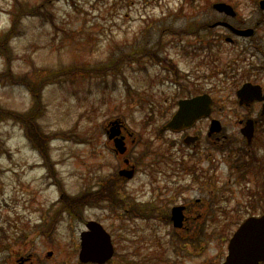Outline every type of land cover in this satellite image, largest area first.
I'll list each match as a JSON object with an SVG mask.
<instances>
[{
  "label": "rangeland",
  "instance_id": "obj_1",
  "mask_svg": "<svg viewBox=\"0 0 264 264\" xmlns=\"http://www.w3.org/2000/svg\"><path fill=\"white\" fill-rule=\"evenodd\" d=\"M22 1L36 6L44 0ZM217 1L232 4L236 0H53L46 5L49 10L52 7L57 27L24 18L21 34L10 43L15 53L12 70L32 80L49 78L39 87L43 114L32 127L50 135L51 162L44 166L19 124L0 122V241L6 243L0 247V264L11 259L13 264L15 258L23 257H32L37 264H80L79 235L89 220L100 221L115 239L118 255L110 264H121L120 255L126 251L128 260L136 258L143 264L225 261L230 238L250 214L253 195L264 194V172L241 179L232 167L235 156L230 153L246 143L239 120L249 112L236 101L232 73L236 47L226 41L232 35L227 29L207 26L228 19L212 8ZM13 3L0 0V36L11 26ZM144 46L158 48L160 58L154 57L158 62L151 56L130 58L120 71L61 77L71 74L61 72L72 65H103L112 52L139 55ZM170 65L177 66V77ZM4 69L8 67L0 56V72ZM59 74L58 79L51 78ZM0 77V106L28 111L34 103L31 93L10 84L4 73ZM183 83L185 96L209 93L215 101L211 116L189 130L202 138L195 154L183 143V133H160L184 96ZM115 118L138 135L139 140H129L132 161L142 157L137 163L139 173L120 186L125 204L117 210L100 202L105 199L104 180L118 175L122 167L105 131ZM211 118L219 119L223 129L209 138ZM59 133L67 136L52 139ZM216 136L221 140L213 151L211 139ZM253 151L260 161L255 168H262L264 121ZM213 157L210 166L215 174H193V165L204 169ZM52 168L66 194L86 193L73 202V206L81 205L79 219L62 209L61 189L48 172ZM214 193L220 195L216 202L220 214L215 223H209L206 238L185 248L177 245L181 231L162 215L172 205L193 204L199 197L206 207L194 209L204 214L212 207ZM69 197L64 200L71 202ZM138 207L158 221L119 213ZM49 251H53L51 257Z\"/></svg>",
  "mask_w": 264,
  "mask_h": 264
},
{
  "label": "flooded vegetation",
  "instance_id": "obj_2",
  "mask_svg": "<svg viewBox=\"0 0 264 264\" xmlns=\"http://www.w3.org/2000/svg\"><path fill=\"white\" fill-rule=\"evenodd\" d=\"M243 1L244 2L237 0L231 1L232 3L231 6L233 7L234 14L232 16H228L227 14L220 13L225 17H227L228 19L217 20L213 22V24L209 23L207 25L209 26V29L211 27L216 28L213 27L216 23L227 21L234 28L233 30H230L224 26H217L230 31L232 36L227 38L226 41L230 42L232 45L236 47L235 56L232 61V73L234 74V80L236 86V90H235L236 101H237V105L240 108H243L249 112L248 113L249 115H247V117L239 120V123L241 125L240 133L242 134V129L243 127H245L247 122L252 121L254 137L251 144H247V146H240L239 148L235 149L236 150L235 153L239 155L241 159L245 158L246 160L247 158L246 162H249L250 159H253V156L254 157L256 156V159L259 160L257 154L253 151V148L256 145V136L258 129L262 124V122L264 121V115L262 114V109L264 107V7H263L264 0H243ZM246 29H249L251 31L249 35H242L239 33L241 30H246ZM240 40L242 41L240 42ZM204 49H208V48L205 46ZM184 82H185V71H184ZM246 83H249L252 86L259 88V93L256 96L258 99L255 98L253 101L241 104L240 99L238 97V90L242 88ZM183 86H184V99H185L187 97H190L191 95L185 96V83H183ZM198 122H196L192 126V128H194ZM122 128L123 130L121 136L124 138L125 144L127 146L126 153L123 155L118 154V152L114 149V147L112 148L115 156L120 160V165L122 164V167L118 169V173H117L118 175L114 177H109L104 180L103 183L104 190H102V192L103 194H105V199L100 201L103 202L104 205L107 204V206L116 210L117 208H120L123 204H125V199L120 194L121 192L120 186L122 185V183L127 181V179L124 175H121V171L124 169H128V170L133 169L134 177H135L140 171V167L137 163L140 162L142 158L140 157L137 161L136 160L132 161L129 155V151H130L129 140L130 138H132L133 142L139 140L138 135H136L133 131L128 130V128L125 125H123ZM192 128L185 129L182 132H180L183 133L185 139L187 136L192 135L189 133V130ZM221 132L222 130L219 133H217V135L220 134ZM193 136H198V138L191 141L190 143H187L186 140L183 141V143L185 144L186 148L191 149V153L195 154L196 153L195 149L197 148L198 143L202 141V138L199 135H193ZM242 137L244 138L243 135ZM211 140H212L213 151H216L215 148H217V146L220 145L219 143L221 137L216 136ZM110 142L114 144L113 141ZM213 161H215L214 157L212 158V161H210L204 169H200L199 167V173L196 172L195 174L202 173L203 176L205 177H207L206 174H209V172H213L215 174L216 172L215 167H212L213 165L210 166V164ZM191 169L194 170L196 168L193 165ZM210 197H212L211 199L212 207H210V209L207 210V212L204 214H196L197 210L194 209V208L197 209V208L206 207V203H205L206 201H204L203 198L201 197L195 199L193 201V204L192 203L185 204V202H181L172 205L170 209H168L169 206L167 205H162V204L158 205L162 208L168 209L162 216L168 218L167 220L169 221V224L171 223L176 230L181 231L180 232L181 234L177 238V242H176L177 245L185 248L188 245H197L199 244L200 241H203L206 238V233L211 230L209 229V227H211L209 226V223L212 222L215 223L216 219L214 218L219 216L220 214V209H219L220 204L216 203L221 200L220 195L214 193L210 195ZM157 199H158V195L155 197V200ZM259 200L261 201L262 206L264 207V198H261ZM176 207L183 208L181 211V222H180L181 226H175L174 224L173 210ZM116 210H111V212H115ZM119 213L124 214V216L122 217H125V215L132 213L134 214L133 217L136 218L137 220L142 218L146 220L153 219L155 220V222L158 221L156 220V216L153 213L148 214L147 212L144 211V209L140 207L131 210L119 211ZM263 214H264V209H260V210L258 209L257 211L252 210L250 211V214H248L247 217H254V216L259 217L262 216ZM240 224H238V227ZM220 228L221 226L219 227V229H215V230L219 231ZM107 232L111 235V241H112L114 253H113V257L104 264H110L112 261L115 260V258L118 255L115 239L108 230ZM4 246H6V243L0 242V247H4ZM127 254H128L127 251L125 253H121L120 255L121 264L145 263V262H141V260L136 258L134 259L129 258L128 260L125 257V255ZM9 260L10 259H7L6 261ZM12 262L13 259H11L10 263L8 264H11ZM13 264H37V263L34 261V258L32 257L29 258L23 257V258H15V262ZM80 264H97V263L80 262ZM258 264H264V260L259 261Z\"/></svg>",
  "mask_w": 264,
  "mask_h": 264
},
{
  "label": "water",
  "instance_id": "obj_3",
  "mask_svg": "<svg viewBox=\"0 0 264 264\" xmlns=\"http://www.w3.org/2000/svg\"><path fill=\"white\" fill-rule=\"evenodd\" d=\"M214 8L220 12H226L229 15L234 14L232 7L224 2L215 3ZM224 24L232 28L229 24ZM239 33L248 35L250 31H240ZM258 93V87L245 84L238 91L241 104L253 101L257 98ZM212 102L213 100L209 94L180 100L178 110L164 126L163 130H181L185 127H190L197 119L210 115ZM262 114L264 115V109ZM112 124L113 126L108 131L109 138L115 140L116 147L123 153L125 151V143L123 137L120 136L119 122L114 121ZM220 130L221 123L218 120H212L209 135ZM242 131L250 143L254 133L253 122L248 121ZM194 139L196 137H189L186 139V142L189 143ZM122 174L131 178L133 171L128 173L123 172ZM182 209V207H176L173 210L175 226H181ZM87 228L88 230L81 233L80 259L83 262L105 263L113 255V245L110 235L96 221H89ZM260 260H264V216L260 218H248L239 227L230 241L229 254L224 264H258Z\"/></svg>",
  "mask_w": 264,
  "mask_h": 264
},
{
  "label": "trees",
  "instance_id": "obj_4",
  "mask_svg": "<svg viewBox=\"0 0 264 264\" xmlns=\"http://www.w3.org/2000/svg\"><path fill=\"white\" fill-rule=\"evenodd\" d=\"M191 2H194V0H188ZM53 2V0H44L43 3L31 6L27 2H23L22 0H14V7L11 11L12 14V21L10 28L0 36V56L3 57L6 67H8V70L4 69L0 74L4 73L5 76H9V82L13 85H18L23 88H25L29 93H31L34 103L32 107L26 111V112H20L12 109H5L0 106V122L5 120H11L19 124L24 132V136L28 142H30L33 146V149L38 151L41 155L42 160L45 162L44 166H47L46 163L51 162V158H49V147L48 142L51 138L49 134H46L42 131L40 133L37 131V129H34V126L32 127V123L37 120L39 115L43 114V104H42V93H41V86L45 82L49 80L48 79H42L41 81L32 80L28 77L27 74H21L14 72L12 70V63H13V56L15 53L12 50V47L10 46L11 40L13 38H16L19 36L22 32L21 27L24 24V18H38L43 22L50 23L53 27H57L55 24V14L52 11V7L50 10L47 8L46 3L49 5ZM185 32V31H184ZM115 52H112L111 56L109 57V62L105 63L103 65L99 66H91V67H85L82 66H76L72 65L70 67H67V69L63 70L61 73H71L69 74H62V76H71L76 77L78 75L80 76H92V75H105L106 73L110 71H120V66L124 64L127 60L130 58H135L137 60H140L144 58L145 56H151L153 60L158 62V60L154 57L160 58L158 48L153 47H147L144 46L140 50V54H131L130 52H122L118 54H114ZM165 60L166 58H162ZM170 69L174 71V73L177 75L178 69L175 65H170ZM59 75H51V78L58 79ZM0 79H2L0 77ZM62 138L67 136L65 133H59L56 134L52 139L56 137ZM7 152V151H4ZM3 153V152H1ZM48 167V166H47ZM250 167H247L250 170ZM53 169V168H52ZM51 174V177H54L57 183L59 184V187L61 189V194L63 195V199L61 200L63 206L62 209H68L71 213H74L75 215L78 214L80 217L81 215V205L73 206L74 200L79 199V195L86 194L85 192H82L81 194L71 196L65 193V191L62 188V185L60 183V180L57 177V173L54 171H48ZM70 196V200L66 201L64 200V197Z\"/></svg>",
  "mask_w": 264,
  "mask_h": 264
}]
</instances>
